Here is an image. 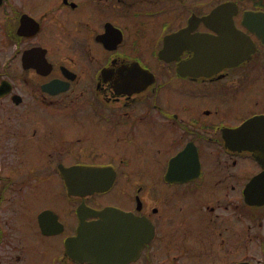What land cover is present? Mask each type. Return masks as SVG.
<instances>
[{
    "label": "flooded vegetation",
    "instance_id": "1",
    "mask_svg": "<svg viewBox=\"0 0 264 264\" xmlns=\"http://www.w3.org/2000/svg\"><path fill=\"white\" fill-rule=\"evenodd\" d=\"M0 158V264H264V0H0Z\"/></svg>",
    "mask_w": 264,
    "mask_h": 264
},
{
    "label": "water",
    "instance_id": "2",
    "mask_svg": "<svg viewBox=\"0 0 264 264\" xmlns=\"http://www.w3.org/2000/svg\"><path fill=\"white\" fill-rule=\"evenodd\" d=\"M262 119L246 122L242 127L244 130H251L254 124L261 123ZM260 162L263 161L261 156L257 157ZM60 175L65 182L67 190L70 194H87L92 192H104L110 186L115 176L114 173L108 172L105 168H59ZM83 212V209H80ZM121 216L122 213L115 211ZM109 213V210L98 212V216L102 221H105V215ZM81 217V216H80ZM82 218V217H81ZM122 218V217H121ZM80 229L85 231L84 234V246H88V225L81 223ZM81 233V232H80ZM84 253H88L87 250Z\"/></svg>",
    "mask_w": 264,
    "mask_h": 264
},
{
    "label": "rangeland",
    "instance_id": "3",
    "mask_svg": "<svg viewBox=\"0 0 264 264\" xmlns=\"http://www.w3.org/2000/svg\"><path fill=\"white\" fill-rule=\"evenodd\" d=\"M33 158V157H32ZM2 158H0L1 160ZM30 168H7L4 167V164L1 163V168H0V180L4 181L7 180V177H10L12 181L14 182H19V181H23V180H27V176L29 177H37L42 179L43 178V174L42 172H40V168L38 170V172H32L30 174H27L26 171L24 170H28ZM44 171V169L42 170ZM34 174H37L34 176ZM27 177V178H26ZM34 179V178H33ZM43 181H46L48 183V186L50 187V190H48L47 194H43L37 197L36 201L37 203L39 202H52L54 204H56L57 206L61 207L63 206V208H65L66 206V197L64 194V187L62 184V181L60 179L59 176H57L56 174H51L48 173L45 178L42 179ZM15 187H18V184L15 185ZM7 196L9 197H16L18 196V192H17V188L12 189ZM64 217H67V214H63Z\"/></svg>",
    "mask_w": 264,
    "mask_h": 264
}]
</instances>
